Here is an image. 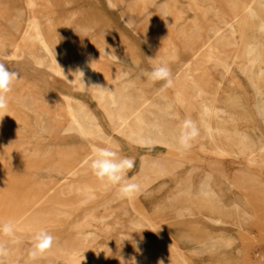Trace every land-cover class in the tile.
I'll list each match as a JSON object with an SVG mask.
<instances>
[{
    "label": "rangeland",
    "instance_id": "obj_1",
    "mask_svg": "<svg viewBox=\"0 0 264 264\" xmlns=\"http://www.w3.org/2000/svg\"><path fill=\"white\" fill-rule=\"evenodd\" d=\"M162 1L158 0V3ZM4 5L10 9V15L18 17L0 19V29L7 28L10 32V36L0 43V63L18 74L10 93L39 91L52 100L69 97L73 107L86 106V120L90 121L95 113L103 124L104 119L96 109L93 93L76 90L52 76L48 68L51 59L38 38L28 36L31 21H36L42 39L50 46L56 41L79 45L97 42L103 50L99 53L105 56L99 61L101 69L112 66L122 73L115 89L130 96L127 113L131 114L136 109L144 113L150 132L145 130L142 135L159 136L172 146L139 147L123 138L117 139L119 145L111 146L97 137L85 138L75 130L65 131L63 138L55 141L53 135L45 133L32 116L25 117L23 122H16L14 130L0 137V159L8 162L2 166L3 178L31 185L34 175L35 184L44 185L46 189H27L32 194L28 199L34 204H31L33 210L24 220L38 212L41 215L37 217L35 228L17 232L15 236L18 240L5 235L0 239V243L9 250L7 255L0 256V264H71L68 253L87 259L89 264H136L146 253L131 243V236L135 238L137 234H143L148 241L147 249L164 258L171 248L164 238L169 214L158 211V208L164 206L170 191L195 189L198 179L207 181L208 177L221 183L225 192L224 196L215 200L216 209H222L233 223L241 221L257 233L256 238H252L241 235L234 226L229 227L228 258L224 263H219L220 258H211L208 259L209 264H236L239 261L243 264H264V169L261 165L264 116L257 107L259 97L247 84L246 76L240 69V60L236 59L241 43L238 22L234 23L237 32L221 45V49L228 52L230 68L227 70L214 61L199 63L198 50L191 42H183L180 36L174 41L181 45L178 53L168 58L165 50L147 41L149 38L141 29L140 21L129 23L126 20V4L117 5L116 11L108 7L106 0H0V9ZM156 9L157 6L152 7L153 11ZM70 25L79 28L78 35H70ZM151 25L146 24L152 32ZM219 29V33L226 31L224 25ZM163 63L171 69V86L163 80L152 81L145 75L151 72L153 65ZM68 69L73 70L74 67ZM203 72H207L209 88H204L206 93L200 97L194 79ZM185 73L192 75L193 80L186 83ZM210 101L220 109L226 120L225 132L219 136L216 145L231 154H239L237 161L214 154L215 142L203 132L199 112L204 102ZM187 120L195 124L199 135L191 141V147L185 149L180 145L179 137ZM156 125L164 131L153 133V126ZM47 147H59L70 155L59 163V169H63L64 173H49L32 167L34 161L29 153H45ZM105 147L118 151L121 157L135 160L128 177L145 175L143 183H137L140 194L131 199H121L115 188L107 187L96 177L91 167L94 149ZM252 156L257 160L254 166L247 162ZM144 159L156 169L143 172ZM34 193H37L35 197ZM186 205L187 202L183 207ZM199 205L200 208L210 206L209 203ZM195 218L199 223H196V228L185 227V219L180 221L179 227L188 237L200 239L207 233V226L202 225V212ZM149 223H153L154 228H149ZM135 224L138 229L131 230ZM41 229L55 237V244L33 260L30 257L33 235ZM17 243L19 247H16ZM186 244L184 250L191 254L190 249L196 243ZM188 260L189 264H195Z\"/></svg>",
    "mask_w": 264,
    "mask_h": 264
},
{
    "label": "bare ground",
    "instance_id": "obj_2",
    "mask_svg": "<svg viewBox=\"0 0 264 264\" xmlns=\"http://www.w3.org/2000/svg\"><path fill=\"white\" fill-rule=\"evenodd\" d=\"M114 3L127 5L126 20L129 23L140 21L141 29L145 30L146 37L149 38L147 41L158 46L160 50H165L168 58H172L178 53L181 45L178 46V43L176 44L174 41L180 36L183 42H191L195 46V50H198L199 63L214 61L227 70L230 68L227 63L228 52L221 49V45L237 32L234 23L238 22L236 24L240 29L241 43L237 49L236 59L240 60V69L246 76L247 84L253 87L259 97L257 107L260 114L264 116V0H164L160 3L158 0H114ZM7 5L0 9V19L8 20L11 16L17 19L16 14H9L10 9ZM154 6H157L155 11L152 10ZM147 23L152 24L154 29L152 32L146 26ZM221 25L226 27V31L219 33ZM30 27L28 36L38 38L43 50L51 59L52 63L48 68L54 79L76 90L93 93L96 109L104 121L102 124L95 113L91 116L90 121L86 120V106L81 104L77 108L73 107L69 97L63 100H52L39 91L9 93L7 114L0 113V137L14 130L16 122H23L25 117L32 116L34 122L42 127L45 133L53 135L55 141L63 138L65 131L75 130L85 138L97 137L111 146L119 145L118 138L129 139L131 143L139 147L158 145L165 148L172 146L168 140H162L163 138L159 136L144 137L142 135L145 130L150 132L146 127L148 123H146L144 113L140 109L134 110L131 114L127 113L130 96L115 89L117 80L122 73L112 66H108L106 70L101 69L99 61L105 56L103 53H99L103 50L97 42H85L83 45H79L73 42L65 44L56 41L50 46L45 39H42L36 21H31ZM70 28V35H78L79 28L76 25H70ZM9 36L10 32L7 28L0 29V43ZM41 64L39 63V65ZM70 66H73L74 69H68ZM192 77L185 73V82L193 80ZM207 78V72H203L197 79H194L195 87L199 88L197 95L200 97L206 93L204 88H209V78ZM142 99L145 103V99ZM210 102H204L199 115L202 118L204 134L212 141L214 140L216 145L219 136L225 132L226 120L224 121L220 109L212 101ZM205 109H207V113H205ZM153 128V133L164 131L159 125L153 126ZM33 148L37 149L38 147L34 146ZM262 150H264V145ZM214 154L224 158L230 157L233 161L239 159V154H231L218 144L214 149ZM263 155L261 165L264 169ZM28 156L34 161L31 163L32 167L42 168L49 173L51 171L64 173L63 169H59V165L70 155L59 147H47L45 153L38 151L29 153ZM256 161L253 156L248 157L247 160L251 166H254ZM5 164L8 162L0 159V222L14 223L15 235H17L19 231L30 230L36 226L37 217L41 215L38 212L24 220L32 212L31 204H34L28 199L32 194H30L31 190L27 191V189L44 190L46 186L35 184L34 175L31 178V185L24 184L25 181L18 184V182L5 180L2 173L4 170L2 166ZM142 168L143 172L156 169L146 159L142 161ZM262 171L264 172V170ZM144 176L141 174L140 177H135V182H141V185ZM194 187L195 189L182 192L180 190L170 191L165 197L164 206L161 209L157 207L158 211L162 210L169 214L164 238L171 248L164 258L153 253V250L147 249L146 242L148 241L144 239L143 234L142 236L137 234L138 236L135 238L131 236V243L136 244L138 250L146 252L145 256H141L136 264H189L188 259L194 261L195 264H209L208 259L211 258H220L219 263H224L229 254V227L234 226L241 235L256 238L257 233L251 228L241 221L233 223L223 214L222 209H216L214 206L215 200L225 195L221 183H216L214 179L208 177L207 181L198 179ZM84 191L88 193L86 190ZM36 194L34 193L33 197ZM182 197L185 199L182 200ZM185 202L187 205L183 207ZM205 203H209L210 206L200 208L199 204ZM236 204H239L238 201ZM199 212L203 213L202 225L207 226L205 228L207 233L203 234L200 239H194L188 237L179 225L180 221L185 219L187 221L184 224L185 227L188 225L189 228L194 226L196 228L198 221L195 216ZM20 220L21 222H19ZM137 226V224L131 226V230L138 229ZM149 228H154V224L149 223ZM3 236L0 234V239ZM173 236L176 241L173 240ZM14 239L18 240L16 236ZM186 243H196L190 249L191 254L184 250ZM19 245L17 243L16 247ZM220 253H222L221 257H219ZM60 255L66 257L64 253ZM67 258L71 264H89L87 259H80L75 253H68ZM236 264L243 263L239 261Z\"/></svg>",
    "mask_w": 264,
    "mask_h": 264
},
{
    "label": "clouds",
    "instance_id": "obj_3",
    "mask_svg": "<svg viewBox=\"0 0 264 264\" xmlns=\"http://www.w3.org/2000/svg\"><path fill=\"white\" fill-rule=\"evenodd\" d=\"M108 7L116 11L117 5L114 0H106ZM145 75L152 81H166L167 86H171L172 73L166 63L153 65L151 72ZM18 74L10 71L4 64L0 63V113L7 114L9 105L8 94L12 91ZM207 113V109H205ZM199 135V130L191 120L184 123L183 130L179 137L180 145L188 149L191 141ZM135 166V160L131 157H121L118 151L111 147L94 149L91 167L98 179L105 183L107 187L116 189V194L121 199H131L140 192V185L135 182V177H128L129 171ZM15 225L12 222H0V234L10 239L15 238ZM33 246L30 257L35 260L45 252L50 250L55 244V237L47 230L41 229L33 235ZM8 248L0 243V256L8 254Z\"/></svg>",
    "mask_w": 264,
    "mask_h": 264
}]
</instances>
